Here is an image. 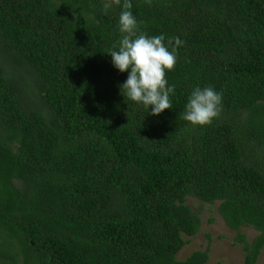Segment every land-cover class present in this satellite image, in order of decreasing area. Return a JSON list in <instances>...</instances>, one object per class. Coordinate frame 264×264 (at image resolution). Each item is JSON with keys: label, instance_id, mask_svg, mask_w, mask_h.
I'll list each match as a JSON object with an SVG mask.
<instances>
[{"label": "trees", "instance_id": "16d2710c", "mask_svg": "<svg viewBox=\"0 0 264 264\" xmlns=\"http://www.w3.org/2000/svg\"><path fill=\"white\" fill-rule=\"evenodd\" d=\"M131 3L140 32L184 41L158 115L111 63L122 4L0 0V264H205L177 258L202 226L189 197L219 202L244 264L264 249V0ZM197 86L222 93L205 126L182 119Z\"/></svg>", "mask_w": 264, "mask_h": 264}, {"label": "clouds", "instance_id": "9594fccd", "mask_svg": "<svg viewBox=\"0 0 264 264\" xmlns=\"http://www.w3.org/2000/svg\"><path fill=\"white\" fill-rule=\"evenodd\" d=\"M150 4L151 0H147ZM119 32L121 39L113 50L111 63L120 72L128 71V77L120 85L124 97L151 106V114L158 115L172 108L170 94L175 86H168L166 71H171L177 62V49L184 41L171 37L164 43L163 35L148 36L139 31L138 22L131 12V0H103L105 14L115 6H121ZM118 48V50H115ZM169 49H171L169 51ZM222 110V93L210 86L193 89L185 104L182 119L192 125L205 126L212 122Z\"/></svg>", "mask_w": 264, "mask_h": 264}, {"label": "rangeland", "instance_id": "374dc122", "mask_svg": "<svg viewBox=\"0 0 264 264\" xmlns=\"http://www.w3.org/2000/svg\"><path fill=\"white\" fill-rule=\"evenodd\" d=\"M187 202L192 209L199 212L202 218L200 231L190 238L181 249L177 258L185 259L194 250H204L209 247V258L205 264H244L245 251L241 243L235 242L236 231L231 229L219 213L218 203L210 204L189 197ZM242 232L249 240L258 233L251 226L243 225ZM210 234V238L207 234ZM188 238V236H186ZM256 264H264V249L261 251Z\"/></svg>", "mask_w": 264, "mask_h": 264}]
</instances>
